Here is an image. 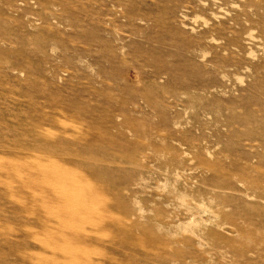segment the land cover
<instances>
[{"label":"rangeland","instance_id":"obj_1","mask_svg":"<svg viewBox=\"0 0 264 264\" xmlns=\"http://www.w3.org/2000/svg\"><path fill=\"white\" fill-rule=\"evenodd\" d=\"M0 264H264V0H0Z\"/></svg>","mask_w":264,"mask_h":264},{"label":"bare ground","instance_id":"obj_2","mask_svg":"<svg viewBox=\"0 0 264 264\" xmlns=\"http://www.w3.org/2000/svg\"><path fill=\"white\" fill-rule=\"evenodd\" d=\"M204 3V2H203ZM220 17V16H219ZM239 80H241V79H239Z\"/></svg>","mask_w":264,"mask_h":264}]
</instances>
